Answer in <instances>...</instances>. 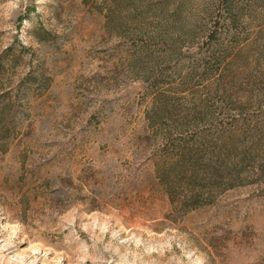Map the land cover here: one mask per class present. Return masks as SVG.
<instances>
[{"label": "rangeland", "instance_id": "1", "mask_svg": "<svg viewBox=\"0 0 264 264\" xmlns=\"http://www.w3.org/2000/svg\"><path fill=\"white\" fill-rule=\"evenodd\" d=\"M145 1L139 18L132 0H0V264H264L263 187L184 214L155 170L152 83L209 99L217 78L200 80L199 46L222 17L214 0H176L198 29L161 62L166 75L145 82L126 22L153 30L167 0ZM110 10L125 25L108 22ZM240 21L220 87L253 96L245 104L258 111L264 0Z\"/></svg>", "mask_w": 264, "mask_h": 264}, {"label": "trees", "instance_id": "2", "mask_svg": "<svg viewBox=\"0 0 264 264\" xmlns=\"http://www.w3.org/2000/svg\"><path fill=\"white\" fill-rule=\"evenodd\" d=\"M253 1L214 0L222 18L212 20L206 30L198 59L205 73L200 80L217 78V87L209 99L194 94L192 98L176 95L165 88V80H154L151 86L153 105L146 116L149 126L156 130V174L174 208L184 214L211 204L221 192L237 186L258 184L264 188V109L251 111L245 103L253 96H237L227 87H220L228 49L244 39H239L238 28ZM145 2L132 0L128 10L137 11L140 18L151 9ZM159 7L162 23L153 30L144 20L131 16L126 22L135 25V38L131 39L142 60L141 72L145 76L141 79L145 82L151 81L157 71L159 77L166 75L161 71V62L177 51L184 54V39L193 37L200 23L199 17L194 23L183 20L176 0H167ZM106 16L108 22L125 25L114 10ZM153 45L157 49L151 50ZM188 75L182 76L183 82H188Z\"/></svg>", "mask_w": 264, "mask_h": 264}]
</instances>
